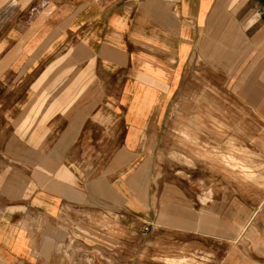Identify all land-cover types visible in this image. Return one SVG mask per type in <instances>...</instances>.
<instances>
[{
	"label": "crops",
	"instance_id": "1",
	"mask_svg": "<svg viewBox=\"0 0 264 264\" xmlns=\"http://www.w3.org/2000/svg\"><path fill=\"white\" fill-rule=\"evenodd\" d=\"M189 74L264 117V0H0V264H264L158 189Z\"/></svg>",
	"mask_w": 264,
	"mask_h": 264
},
{
	"label": "rangeland",
	"instance_id": "2",
	"mask_svg": "<svg viewBox=\"0 0 264 264\" xmlns=\"http://www.w3.org/2000/svg\"><path fill=\"white\" fill-rule=\"evenodd\" d=\"M208 92L189 74L166 116L169 150L160 154L156 183L162 192L200 195L204 220L214 216L215 237L223 239L233 224L242 235L249 205L264 196V117L235 92Z\"/></svg>",
	"mask_w": 264,
	"mask_h": 264
},
{
	"label": "built area",
	"instance_id": "3",
	"mask_svg": "<svg viewBox=\"0 0 264 264\" xmlns=\"http://www.w3.org/2000/svg\"><path fill=\"white\" fill-rule=\"evenodd\" d=\"M148 227L146 226L145 229H147Z\"/></svg>",
	"mask_w": 264,
	"mask_h": 264
}]
</instances>
